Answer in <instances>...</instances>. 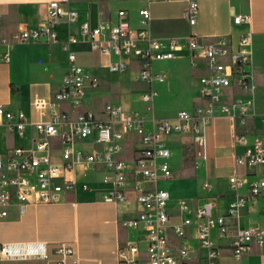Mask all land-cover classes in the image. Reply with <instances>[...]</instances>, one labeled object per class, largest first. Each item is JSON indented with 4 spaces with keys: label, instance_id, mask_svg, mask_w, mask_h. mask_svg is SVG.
<instances>
[{
    "label": "crops",
    "instance_id": "crops-1",
    "mask_svg": "<svg viewBox=\"0 0 264 264\" xmlns=\"http://www.w3.org/2000/svg\"><path fill=\"white\" fill-rule=\"evenodd\" d=\"M53 1L59 0H0V57L9 55L8 62L0 63V105L16 116L24 114L29 124L24 134L19 136L8 128L7 120L2 121L0 124V155L5 160L13 156L14 150L30 149L41 141L42 136L31 125L51 120L54 113H68L76 118L81 112L92 111L99 119H107L103 112L108 103L99 107L93 100L91 102L88 99L90 95L94 97L98 95L99 89L91 87L92 81L96 80L98 87L99 85L104 87L107 81L112 79L111 75L127 71H132L137 80L140 63L136 57H123L122 59L127 63L126 70L111 71L109 63L118 62L121 58L115 55L108 57L98 51H92L90 46L83 42L72 47L77 55L90 54L94 62L91 66L84 67L86 89L88 87L89 90H85L83 106L74 109L69 103L59 102L53 108H47L41 112L34 103L39 99L53 103L55 95L63 88L64 77L68 70V53L61 42L66 41L71 35L80 37L81 25L84 22H89L94 27L107 23L117 24L120 11L126 13L133 36H136L141 29H146L157 40L167 41L176 38L184 46L175 59L155 61L153 69L155 72L166 73L168 79L170 72L161 67L168 66L176 69L182 63L187 62L193 71H198V74L193 77L198 80V84L193 87L197 88L195 92L199 94L200 104L198 106L195 104V108L203 105L200 77L205 71L202 62L197 68L191 66L190 52L186 48L187 39L190 36H196L202 44H213L219 39H224L236 48L241 37L251 33L253 36L252 76L255 86L254 111L256 115L248 120L246 127L238 126L237 132L230 117L219 114L213 119L206 128L208 139L206 160L198 156V147L191 135H172L168 146L172 152L170 165L175 178L158 182L145 180L135 173V167L131 165L124 201L108 198V191L112 185L105 180L108 175L105 167L97 165L95 168L88 169L82 164L78 165L72 175L74 182L72 188L65 192L61 203L29 205L25 214L21 213L17 204L9 208L8 217L0 219V246L8 243H46L52 260H55L57 245L68 243L74 248L75 258L78 259L79 264H118L116 252L119 247L129 242L136 243L144 256L148 244V232L145 228L125 225L127 221L137 219L145 210L144 206L137 201L135 186L138 181H141L143 190H154L161 184L163 186L161 189L170 193L167 212L171 215L173 223H179L181 221L179 207L181 201L187 202L192 211L213 203L212 214L225 216L232 203L238 198L231 188V177L238 173L246 176L249 182L264 179V164L251 167L236 165V156L243 153V146L235 139L236 133L241 132L246 135L248 143L254 142L257 137L264 136L261 121L264 110L256 106V94L260 80L258 48L260 39L264 40V0H197L199 7L194 25L190 23L187 12L190 0H73L68 7L78 13V21L73 24L60 23L53 26V29L57 31L59 42L42 41L13 45L12 36L15 33L26 28L50 24L49 4ZM144 12L148 15L146 16ZM236 16H249L250 24L236 25L234 22ZM139 46L145 48L147 43L139 42ZM172 87L183 88L188 92L185 75H176L175 80L172 81ZM156 92L158 94V91ZM142 93L137 97V100L141 102H143ZM238 94L237 88H231L227 91L228 97L224 100L230 102L233 96ZM192 95L194 93L191 92L190 96ZM111 104L120 105L127 112H138L130 111L117 102ZM142 115L146 116L148 113ZM146 118L148 120L160 119L155 114L152 117L146 116ZM145 128L152 132L154 124L148 121ZM96 138L97 133L87 139L75 138L74 150L86 153L101 150V146L95 142ZM185 138H190L195 147L194 165L191 163L186 165L183 153ZM52 142L51 159L54 163L62 164L63 145L58 138ZM141 146L137 136L128 135L123 141V151L119 158L131 161ZM178 158L182 163L180 170L175 165ZM225 170L229 173L227 183L230 189L229 194H225L226 196L214 193L217 189L216 181L222 178ZM188 171L191 174L188 175ZM206 183L211 188H206ZM201 188L211 191L201 195ZM248 190L249 186H244L240 193L247 195ZM262 201L264 197L256 200L249 199L245 206L239 209L237 216L226 218L230 235L222 237L217 229L213 230V242L220 250L218 264H260L264 261V247L252 245L251 250L240 261L234 257L231 248L234 236L239 230L251 225L264 227V224L251 219L249 215L250 209L258 206L260 219L264 217ZM186 216H193V213H188ZM171 239L175 246L179 244V240L172 232ZM186 241L191 247L190 258L179 264H200L205 257V251L199 245L196 227L188 229ZM0 264H54V262L0 259Z\"/></svg>",
    "mask_w": 264,
    "mask_h": 264
},
{
    "label": "built area",
    "instance_id": "built-area-1",
    "mask_svg": "<svg viewBox=\"0 0 264 264\" xmlns=\"http://www.w3.org/2000/svg\"><path fill=\"white\" fill-rule=\"evenodd\" d=\"M73 0L53 1L49 4L48 26L26 28L12 36L13 45L59 42L54 25L60 23L73 24L78 21V13L69 8ZM197 0H190L188 16L194 25L198 12ZM147 16L148 13L144 12ZM1 19V14H0ZM236 25H249V16H236ZM81 36L71 35L61 42L68 53V70L64 77L62 90L55 95L53 103L43 99L37 100L35 107L44 112L53 108L56 103H69L74 109L84 104L86 90L85 69L77 64L78 57L73 46L87 43L92 51H98L105 56L120 57L118 62L109 63L111 71H124L127 63L123 57H136L140 68L137 80L146 82L149 88L142 93L141 100L154 103L157 92L154 83H164L168 76L164 72H155V61H170L177 57V53L184 46L176 38L160 41L153 38L146 29H141L136 36L131 33L130 21L124 11L119 12L117 24L111 23L92 26L89 22L81 25ZM146 42L142 48L139 42ZM186 48L190 52V63L193 68L204 65L205 73L200 77V92L203 100L202 107L196 113L180 110L171 119L148 120L138 112H127L120 105L107 104L103 114L106 120L99 119L92 111L81 112L76 118L68 113H54L51 120L41 121L31 125L42 136V140L30 149L18 148L13 156L5 160L0 155V219L9 215V208L17 204L22 214L26 213L29 205L58 204L64 199L66 191L72 188L74 174L78 165L88 169L97 165L105 167L108 175L105 180L111 183L108 191L110 200L124 201L126 186L131 165L135 173L145 180L158 182L175 178L170 165L172 152L168 146L172 135H191L198 147V156L204 160L208 157L207 125L219 114L226 115L234 122V128L246 127L248 120L256 115L254 111L255 86L252 76L253 65V36L247 33L241 37L236 48L219 39L213 44H202L198 37L190 36L186 41ZM9 55L0 57V63L8 62ZM92 86L97 85L96 80ZM237 88L239 94L233 99L228 97L227 91ZM232 97V96H231ZM153 109V107L151 108ZM7 120V126L22 136L29 126L24 114L18 116L8 112L0 105V124ZM148 121L154 124V130L149 132L145 126ZM264 127V115L261 116ZM67 128V129H65ZM97 133L96 144L101 150L94 153L76 152L74 140L79 137L87 139ZM128 135L139 138L141 147L131 161L120 157L123 151V141ZM58 138L63 145V163H54L50 151L52 141ZM236 142L243 146V153L236 156L238 167H251L264 164V136L257 137L248 143L246 135L236 133ZM43 152V153H41ZM41 153V154H39ZM230 185L237 200L232 203L228 214L214 216L211 212L213 203L192 211L189 204L181 201L179 204L181 221L173 223L167 212L170 193L164 189L143 190L141 181L135 186L137 201L145 210L137 219L127 221L128 227H143L148 232V244L145 257L141 254L136 243H127L116 252L118 264H179L190 258L191 247L186 241L188 229L196 227L199 245L205 251V257L200 264H218L220 250L213 242V230L217 229L220 236L230 235L226 218L235 217L239 209L245 206L247 200L264 197V179L248 181L244 175L236 173L230 178ZM249 186L248 194L240 193L244 186ZM206 188H211L208 183ZM193 213V216H186ZM171 232L179 244H172ZM264 247V227L251 225L239 230L233 239L231 248L237 260H242L251 250L252 245ZM0 259L8 261L40 260L53 261L54 264H79L75 258L74 248L68 243H60L56 247L55 260H52L46 243H8L0 246ZM260 264H264L262 261Z\"/></svg>",
    "mask_w": 264,
    "mask_h": 264
},
{
    "label": "rangeland",
    "instance_id": "rangeland-1",
    "mask_svg": "<svg viewBox=\"0 0 264 264\" xmlns=\"http://www.w3.org/2000/svg\"><path fill=\"white\" fill-rule=\"evenodd\" d=\"M259 64H260V80L258 92L256 94V106L260 110H264V40L260 39L259 46ZM77 64L79 66L88 67L91 66L94 62L90 58V54L82 55L78 54ZM165 71L170 72V78L165 83H155V89L158 91V94L155 97L154 103L141 102L137 100V97L140 96V93L144 92L148 88V84L143 81L135 80V74L132 71L121 72L115 75H111L112 79L108 80L107 85L104 87L99 85L92 86L94 89L98 88V95L96 97L90 95L89 100L96 103L99 107L104 106V104H111L112 102H117L123 105L126 109L130 111H138L139 113L146 114L147 117H152L154 114L156 117L160 119H168L173 117L180 110H187L196 113L200 104L199 102V94L196 93V86L198 84V80L193 78L198 74V71H193L187 62L182 63L178 68H170L168 66L161 67ZM176 75H185L186 79V87L188 88V92L184 91L183 88H175L172 87V81L175 80ZM108 86V87H107ZM110 88V90L105 89ZM195 89V90H194ZM89 90L88 87L86 89ZM194 93L192 97L190 93ZM196 93V94H195ZM153 107V109H151ZM183 153L186 158L185 162L191 163L194 165L195 163V147L192 144L190 138L184 139ZM180 159L178 158L175 162V165L180 170ZM191 174L188 171V175ZM229 173L227 170L223 172V176L221 179H218L217 189L214 191L215 194H223L227 195L230 192L228 186ZM158 189L163 188L161 184L158 185ZM201 188V195L207 193L209 190ZM225 195V196H226ZM261 206H264V201L261 202ZM260 208V205H259ZM259 209L258 206L250 209V217L251 219H255L262 224H264V217L260 219V215H258ZM258 216V218H255Z\"/></svg>",
    "mask_w": 264,
    "mask_h": 264
}]
</instances>
